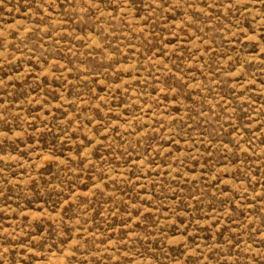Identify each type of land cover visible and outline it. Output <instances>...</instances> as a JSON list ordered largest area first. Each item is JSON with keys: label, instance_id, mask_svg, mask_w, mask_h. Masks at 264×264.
I'll return each instance as SVG.
<instances>
[{"label": "rangeland", "instance_id": "1", "mask_svg": "<svg viewBox=\"0 0 264 264\" xmlns=\"http://www.w3.org/2000/svg\"><path fill=\"white\" fill-rule=\"evenodd\" d=\"M0 264H264V0H0Z\"/></svg>", "mask_w": 264, "mask_h": 264}]
</instances>
